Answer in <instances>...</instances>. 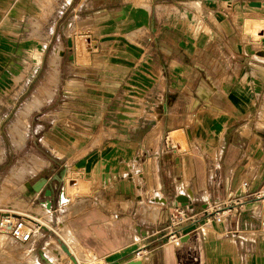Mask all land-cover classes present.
Instances as JSON below:
<instances>
[{"label": "crops", "instance_id": "obj_1", "mask_svg": "<svg viewBox=\"0 0 264 264\" xmlns=\"http://www.w3.org/2000/svg\"><path fill=\"white\" fill-rule=\"evenodd\" d=\"M47 1L0 0V140L38 96L24 146L47 150L31 152L46 165L29 178L47 174L25 185L36 199L50 182L51 203L37 205L34 241H10L44 264L64 229L105 264H264V0H76L94 48L67 37L50 98L41 85L58 23ZM230 199L238 212L200 227L207 204ZM178 203L195 215L170 225Z\"/></svg>", "mask_w": 264, "mask_h": 264}, {"label": "rangeland", "instance_id": "obj_2", "mask_svg": "<svg viewBox=\"0 0 264 264\" xmlns=\"http://www.w3.org/2000/svg\"><path fill=\"white\" fill-rule=\"evenodd\" d=\"M82 17H84V13H82L80 9L78 10L76 8V0H57V2H55L54 0L47 1L46 18L52 21L55 20L58 23V28H57L58 44L56 46L57 50L54 49V45H53L52 59L54 57V52L58 51V49L62 51V49L64 50V48H66L67 50L68 47L67 37L71 39L73 44L71 46H73L76 50L79 49L86 50V48L89 46L91 48H94L93 47L94 45L92 44L93 41L91 36L87 33V29L84 28L81 24L80 20ZM52 59L49 61L51 67H52L51 64ZM58 62L59 59L57 60V64ZM57 64L55 68L54 67L51 68L50 66H48L46 79L43 78L42 80L41 88L44 87L47 83L49 87L48 89L49 96H47V91L46 93H44L46 98L51 97L53 87L55 86V84H58L59 82ZM38 107L39 105L35 108L37 109ZM21 111L19 118L16 119L12 124H9L7 129H6L7 125H4L6 129L5 130L6 137L3 134L4 139L0 140V215L4 212H8L11 210L17 212V211H21V209H31L33 211H36L33 212L35 215L40 216L39 214L42 213V210H39L37 205L41 201H44L48 196H50V194L49 195L45 194V188L50 186L49 185L50 182L44 183L43 188L40 186L42 189L40 190L39 194L36 196V199H30V196L33 194V192H29V190L26 188L25 183H29L28 181L34 183L36 179H39L40 177L44 178L46 176L47 172H44L43 174L41 172L38 176H33L35 177V179L29 178L30 175L36 173L37 169L39 168V163H41L42 165H46L45 163H43L42 160L37 159L36 155L31 154V152L34 151L42 155H45L47 150L46 148L36 145L34 143H32L31 150H29L28 147L24 146L25 139L27 136L26 117L29 115L31 111H29L26 115H22ZM19 134H24L23 135L24 140L20 144L15 142V138H18ZM181 147L186 148L185 145ZM70 178H74L78 182L81 179L78 173L74 176L71 175ZM66 186H67L66 194H68L69 189L73 188L74 186H69L68 182L66 183ZM40 187L38 188L36 187V188L40 189ZM57 233H59L60 235V240L61 239L63 240L60 242L61 245L63 243L64 245H67L68 243V246L72 249L73 255L75 254L82 261L87 259L89 251H87V249L73 245L70 237L67 234H65L66 233L65 229L63 232H58L57 230ZM51 236L52 238L54 237V239L58 238V234L55 235L51 233ZM10 240L11 239H9L7 235L0 232V249H5L8 251L6 254L8 261L7 264H12V261H14V259H16L15 260V262H17L16 264H44L45 261L40 255H37L36 253H34V251H30V252L27 251L29 249L28 246L18 247ZM65 241L67 243H65ZM43 244H44L43 242L41 243V241H39L37 244L38 246L37 248H40V246ZM47 245H49L48 247L51 246L48 243ZM59 247L60 246H58V248ZM15 249L20 251V255L18 256V258H14V256L12 255V250ZM22 252H24V256ZM57 253H58V249H56V251L54 250L48 251V255L54 257L50 259V262L55 261V258L57 259L59 257ZM61 256H64V253H61L60 257ZM0 261L3 262V258L1 257V254H0Z\"/></svg>", "mask_w": 264, "mask_h": 264}, {"label": "built area", "instance_id": "obj_3", "mask_svg": "<svg viewBox=\"0 0 264 264\" xmlns=\"http://www.w3.org/2000/svg\"><path fill=\"white\" fill-rule=\"evenodd\" d=\"M244 186L246 185L243 183ZM264 200V190L259 195ZM240 201L230 199L228 201H215L207 204L201 211V225L206 223L222 222L227 216L234 212H238ZM43 206L46 207L47 203L43 201ZM195 213L191 206H181L179 203L172 206L168 210V221L169 224H181L189 219H193ZM41 227H45L44 220L41 216L34 215L32 212H15L8 211L0 215V232L4 233L15 241L22 243L30 242L35 240V236ZM182 235L173 230L168 235V240L174 245H179L181 243ZM66 247L67 251L63 249L64 256L58 257L51 264H105L104 260L99 257L96 253L89 251L86 260H80L75 254L69 250L67 245H62V248Z\"/></svg>", "mask_w": 264, "mask_h": 264}, {"label": "bare ground", "instance_id": "obj_4", "mask_svg": "<svg viewBox=\"0 0 264 264\" xmlns=\"http://www.w3.org/2000/svg\"><path fill=\"white\" fill-rule=\"evenodd\" d=\"M55 50H57V49H55ZM61 56V50L60 49H58V51H55L54 52V57H53V59H52V62H51V64H52V67H54L55 68V66H56V64H57V60L59 59V57ZM58 65V64H57ZM51 67V66H50ZM51 67V68H52ZM46 79V78H45ZM42 89V91H43V93L44 92H46L47 91V96H49L48 95V89H49V87H48V83L44 86V87H42L41 88ZM40 94H42V93H40ZM48 98V97H47ZM40 103H41V100H40V98L38 97V96H33V98L30 100V101H28L27 103H25V105H24V107H23V109H22V111H21V113H22V115H26L29 111H31L33 108H35V107H37L38 105H40ZM24 134H19L18 135V138H15V142H17L18 144H20V143H22L23 142V140H24V136H23ZM44 183V179H40V180H38L37 181V183H36V185H35V187H40L42 184ZM31 191H34V186L32 185L31 186ZM190 190H188V188L186 187L185 188V192L186 193H190L189 192ZM180 198L181 199H184L185 198V196L184 195H181L180 196ZM49 208V207H48ZM49 211V210H48ZM45 218V217H44ZM49 218V217H48ZM50 243H51V241H50ZM53 243V242H52ZM55 244L54 245H51L50 247H48L49 245H47L46 247H45V252H47V254H48V251H50V250H54V251H56V249H58V244H56V242H54ZM48 247V248H47ZM61 249H62V247H61ZM47 250V251H46ZM54 256V255H53Z\"/></svg>", "mask_w": 264, "mask_h": 264}, {"label": "water", "instance_id": "obj_5", "mask_svg": "<svg viewBox=\"0 0 264 264\" xmlns=\"http://www.w3.org/2000/svg\"><path fill=\"white\" fill-rule=\"evenodd\" d=\"M260 4H261V3H258V2H252V3H251V5H254V6H258V5H260ZM84 164H85V159L83 158V159L79 160L78 162H76L75 166H76V167H80V166H83ZM45 194H46V195H49V194H50V190L47 189L46 192H45ZM179 198H180V197H179ZM179 200H180L181 203H183L184 205L186 204V202H185L184 199H181V198H180ZM182 200H183V201H182ZM46 203H47V207L50 208V206H51L50 201L47 200ZM181 205H182V204H181ZM190 206L192 207V205H190ZM63 249H64L65 251H67L66 247H64V246H63ZM126 264H142V262H141V260H134V259H132V260H129Z\"/></svg>", "mask_w": 264, "mask_h": 264}]
</instances>
